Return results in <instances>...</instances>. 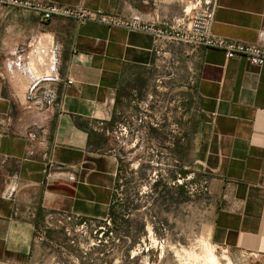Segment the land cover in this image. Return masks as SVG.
I'll use <instances>...</instances> for the list:
<instances>
[{
  "label": "crops",
  "instance_id": "crops-1",
  "mask_svg": "<svg viewBox=\"0 0 264 264\" xmlns=\"http://www.w3.org/2000/svg\"><path fill=\"white\" fill-rule=\"evenodd\" d=\"M42 1L169 28L200 0ZM213 34L264 47V0H218ZM54 51L51 66L44 57ZM151 105L156 131L167 129L170 105L198 121L188 129L198 137L191 166L208 180L212 242L264 256V66L0 6V264H23L41 251L48 238L38 240L36 227L46 213L107 219L120 167L110 127ZM14 183L13 197H3Z\"/></svg>",
  "mask_w": 264,
  "mask_h": 264
},
{
  "label": "rangeland",
  "instance_id": "rangeland-1",
  "mask_svg": "<svg viewBox=\"0 0 264 264\" xmlns=\"http://www.w3.org/2000/svg\"><path fill=\"white\" fill-rule=\"evenodd\" d=\"M144 109L123 114L108 136L122 165L114 194L123 217L116 225L92 220L78 228L73 222L70 234L59 226L47 230L43 218L36 238L48 241L23 264H208L211 252L220 264H264V256L218 246L210 238L214 202L201 187L206 178L191 166L198 137L188 129L197 126L195 115L172 113L170 105L169 116L162 117L168 118L167 129L156 131L150 126L160 119L156 107ZM120 123L128 124L127 132L119 131ZM181 166L191 171L187 198L178 188Z\"/></svg>",
  "mask_w": 264,
  "mask_h": 264
},
{
  "label": "built area",
  "instance_id": "built-area-1",
  "mask_svg": "<svg viewBox=\"0 0 264 264\" xmlns=\"http://www.w3.org/2000/svg\"><path fill=\"white\" fill-rule=\"evenodd\" d=\"M217 3L218 0H200L195 4L192 11L185 13V17L177 25L162 28L155 25L143 24L137 20L126 19L116 14L107 13L101 9L91 10L82 4L67 6L42 0H0V6H11L35 12L43 21L63 18L76 22L99 23L108 27H122L149 34L154 38L156 44L180 43L191 47L193 50L218 49L224 52L227 59L243 57L252 65L264 66V47L232 41L213 34ZM47 55L48 53L45 54L46 57ZM50 55L54 63L56 52L54 51ZM19 60L21 61V58ZM68 83H71V81H68ZM127 125L120 123L119 131L127 132ZM35 149L36 147L31 144L28 149L29 157L35 154ZM177 181L179 184L182 183V180ZM201 187L207 192V179L201 182ZM16 188V184H12L2 193V196L7 199L12 198L16 193ZM88 221L92 220L82 219L78 216L61 212L46 213L44 216L45 228L47 230H50L54 226H59L64 228L67 233L70 232L69 225L71 223L77 222L78 228H83ZM44 239L45 237H40L38 240L43 241Z\"/></svg>",
  "mask_w": 264,
  "mask_h": 264
},
{
  "label": "trees",
  "instance_id": "trees-1",
  "mask_svg": "<svg viewBox=\"0 0 264 264\" xmlns=\"http://www.w3.org/2000/svg\"><path fill=\"white\" fill-rule=\"evenodd\" d=\"M185 150H186V148H184V151L182 152L183 154H185ZM121 166L122 165H121V160H120L119 173L121 172ZM119 173H118V177H119ZM189 173H191L190 169H187L185 166H181V169L179 171V178L182 179V183L178 185V188H179L182 196H184L186 198H187V195H188V192L186 190V187H187L186 178L188 177ZM121 217H123V215L121 216V213H120V210H119V205L116 202V198L114 196V199H113V201H112V203L110 205V209H109V213H108L107 219L106 220H96V221H98L99 223L106 222V221H112V222H114V225H116L118 220L121 219ZM43 218H44V215H43ZM43 218H41V219H43ZM86 220H95V219H86ZM141 230L144 233V225L143 224L141 226Z\"/></svg>",
  "mask_w": 264,
  "mask_h": 264
},
{
  "label": "bare ground",
  "instance_id": "bare-ground-1",
  "mask_svg": "<svg viewBox=\"0 0 264 264\" xmlns=\"http://www.w3.org/2000/svg\"><path fill=\"white\" fill-rule=\"evenodd\" d=\"M49 64H51V63H49ZM52 66V65H51ZM54 69V68H53ZM205 242V241H204ZM212 247V246H211ZM213 250V249H212ZM208 253H210L209 251H208ZM203 256V255H202ZM208 257L205 259L206 260V263H207V261L210 263V264H220V261H219V259H218V261H217V258H216V254L214 255V252L212 253L211 252V254H209V255H207ZM206 256H204V258H205ZM219 262V263H218ZM208 263V264H209Z\"/></svg>",
  "mask_w": 264,
  "mask_h": 264
}]
</instances>
